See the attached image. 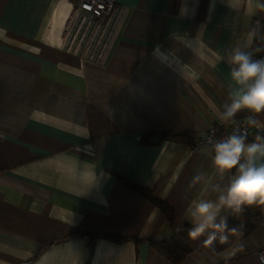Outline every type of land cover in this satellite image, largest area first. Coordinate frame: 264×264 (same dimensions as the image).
Masks as SVG:
<instances>
[{
    "label": "crops",
    "instance_id": "crops-1",
    "mask_svg": "<svg viewBox=\"0 0 264 264\" xmlns=\"http://www.w3.org/2000/svg\"><path fill=\"white\" fill-rule=\"evenodd\" d=\"M116 3L109 45L91 58L68 46L72 0H0V264H223L229 245L174 263L151 240L181 230L191 201L226 183L195 138L228 129L217 117L229 90L219 56L264 26V11L254 0ZM162 131L192 142L157 141ZM196 171L205 179L193 185ZM125 180L150 189L173 221ZM258 211L229 264H264Z\"/></svg>",
    "mask_w": 264,
    "mask_h": 264
},
{
    "label": "clouds",
    "instance_id": "clouds-1",
    "mask_svg": "<svg viewBox=\"0 0 264 264\" xmlns=\"http://www.w3.org/2000/svg\"><path fill=\"white\" fill-rule=\"evenodd\" d=\"M256 7L264 11V0H254ZM257 40L264 41V26L250 25L246 36L227 48L219 59L228 66L229 90L227 102L217 109V117L223 125H237L226 137L213 143L212 167L217 175L226 180L210 185L216 193L214 199L199 198L186 208L184 220L190 225L188 237L196 240L205 237V247L215 244L229 245L219 253L223 264L244 251L242 243L233 246L230 237L241 239L244 225L230 226V218H238L253 206L264 209V135L257 134L248 141V132L264 131V56L257 57L250 51ZM246 112V131H241L237 114ZM205 179L204 173L194 172L191 184ZM260 259L264 261V256Z\"/></svg>",
    "mask_w": 264,
    "mask_h": 264
},
{
    "label": "built area",
    "instance_id": "built-area-1",
    "mask_svg": "<svg viewBox=\"0 0 264 264\" xmlns=\"http://www.w3.org/2000/svg\"><path fill=\"white\" fill-rule=\"evenodd\" d=\"M72 3L68 46L91 58H100L109 45L108 42L122 14V8L116 5V0H72ZM252 52L257 57L264 56V41H255ZM245 118L237 119L241 131H246ZM236 126L229 124L228 129L221 133H218L214 127H209L204 134L195 138L196 145L207 146L213 154V143L229 135L231 129ZM257 254L260 262L264 263L260 259L264 256V248L259 249Z\"/></svg>",
    "mask_w": 264,
    "mask_h": 264
},
{
    "label": "trees",
    "instance_id": "trees-1",
    "mask_svg": "<svg viewBox=\"0 0 264 264\" xmlns=\"http://www.w3.org/2000/svg\"><path fill=\"white\" fill-rule=\"evenodd\" d=\"M261 135H264V132L260 133ZM182 136L188 139L190 142H192L191 137L186 133H175L172 131H162L159 132V138L164 139L171 136ZM251 139H254L255 137L250 136ZM249 138V135H248ZM156 141V142H157ZM125 184L127 186H130L131 188L135 189L136 191L140 192L143 196H145L150 202L158 205L160 209L163 211V214L166 215L167 219L172 222L173 221V210L162 200L157 199L155 196L152 195V192L150 189H148L145 186H142L137 183L130 182L129 180H125ZM260 207L253 206L251 208H248L245 210V212L239 216L238 218H230L229 219V225H237V224H243L244 225V235L250 234V232L255 229L261 220L260 216ZM184 227L181 230L176 231L172 236L169 238H164L161 240H151L152 246L157 250L156 252H159L162 256L169 259L170 261L177 263L179 262L190 249L196 248L200 250H207V251H213L212 247H205L203 244V240L205 237H200L196 240H192L188 237V228L190 227L189 224L183 225ZM89 237H91V234H88ZM183 237L184 240L181 238ZM111 239L114 241H119L122 238L118 236H111ZM237 240L236 237H230V243ZM228 245H220L219 243L215 244V250L214 251H220L223 248H226Z\"/></svg>",
    "mask_w": 264,
    "mask_h": 264
},
{
    "label": "rangeland",
    "instance_id": "rangeland-1",
    "mask_svg": "<svg viewBox=\"0 0 264 264\" xmlns=\"http://www.w3.org/2000/svg\"><path fill=\"white\" fill-rule=\"evenodd\" d=\"M181 239L184 240L183 237Z\"/></svg>",
    "mask_w": 264,
    "mask_h": 264
}]
</instances>
